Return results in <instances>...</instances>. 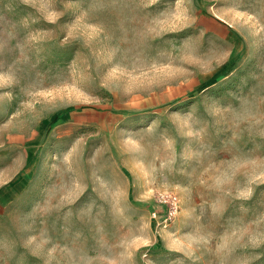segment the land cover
Instances as JSON below:
<instances>
[{
  "label": "rangeland",
  "instance_id": "obj_1",
  "mask_svg": "<svg viewBox=\"0 0 264 264\" xmlns=\"http://www.w3.org/2000/svg\"><path fill=\"white\" fill-rule=\"evenodd\" d=\"M0 264H264V0H0Z\"/></svg>",
  "mask_w": 264,
  "mask_h": 264
},
{
  "label": "built area",
  "instance_id": "obj_2",
  "mask_svg": "<svg viewBox=\"0 0 264 264\" xmlns=\"http://www.w3.org/2000/svg\"><path fill=\"white\" fill-rule=\"evenodd\" d=\"M162 197H163L162 201L168 202L170 204V208L168 211V217L173 216L177 212L178 198L172 194L162 195Z\"/></svg>",
  "mask_w": 264,
  "mask_h": 264
}]
</instances>
